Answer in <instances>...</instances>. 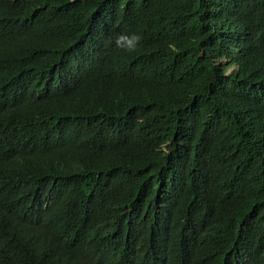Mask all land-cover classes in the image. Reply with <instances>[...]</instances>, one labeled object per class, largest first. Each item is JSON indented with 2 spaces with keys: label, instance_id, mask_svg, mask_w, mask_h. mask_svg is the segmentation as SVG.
I'll list each match as a JSON object with an SVG mask.
<instances>
[{
  "label": "trees",
  "instance_id": "trees-1",
  "mask_svg": "<svg viewBox=\"0 0 264 264\" xmlns=\"http://www.w3.org/2000/svg\"><path fill=\"white\" fill-rule=\"evenodd\" d=\"M0 264H264V0H0Z\"/></svg>",
  "mask_w": 264,
  "mask_h": 264
},
{
  "label": "clouds",
  "instance_id": "clouds-1",
  "mask_svg": "<svg viewBox=\"0 0 264 264\" xmlns=\"http://www.w3.org/2000/svg\"><path fill=\"white\" fill-rule=\"evenodd\" d=\"M140 36L133 33L132 35L120 34L116 37V47L119 50L135 51L140 41Z\"/></svg>",
  "mask_w": 264,
  "mask_h": 264
},
{
  "label": "rangeland",
  "instance_id": "rangeland-1",
  "mask_svg": "<svg viewBox=\"0 0 264 264\" xmlns=\"http://www.w3.org/2000/svg\"><path fill=\"white\" fill-rule=\"evenodd\" d=\"M231 71H233V69H232V68L230 69V72H231Z\"/></svg>",
  "mask_w": 264,
  "mask_h": 264
}]
</instances>
